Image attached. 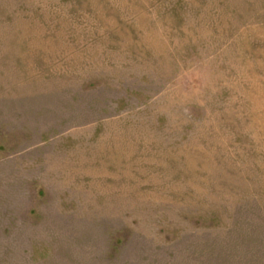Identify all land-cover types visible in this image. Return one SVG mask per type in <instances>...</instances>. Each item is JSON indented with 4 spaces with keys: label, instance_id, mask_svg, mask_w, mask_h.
Returning <instances> with one entry per match:
<instances>
[{
    "label": "rangeland",
    "instance_id": "obj_1",
    "mask_svg": "<svg viewBox=\"0 0 264 264\" xmlns=\"http://www.w3.org/2000/svg\"><path fill=\"white\" fill-rule=\"evenodd\" d=\"M0 264H264V0H0Z\"/></svg>",
    "mask_w": 264,
    "mask_h": 264
}]
</instances>
